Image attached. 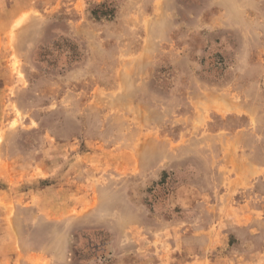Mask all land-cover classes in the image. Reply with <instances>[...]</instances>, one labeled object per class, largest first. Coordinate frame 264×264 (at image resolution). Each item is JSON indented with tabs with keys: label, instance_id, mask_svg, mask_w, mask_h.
<instances>
[{
	"label": "rangeland",
	"instance_id": "1",
	"mask_svg": "<svg viewBox=\"0 0 264 264\" xmlns=\"http://www.w3.org/2000/svg\"><path fill=\"white\" fill-rule=\"evenodd\" d=\"M0 264H264V0H0Z\"/></svg>",
	"mask_w": 264,
	"mask_h": 264
}]
</instances>
